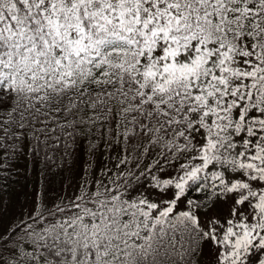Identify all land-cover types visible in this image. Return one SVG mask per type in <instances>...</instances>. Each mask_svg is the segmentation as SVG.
Listing matches in <instances>:
<instances>
[{"label": "snow or ice", "instance_id": "6c2138e0", "mask_svg": "<svg viewBox=\"0 0 264 264\" xmlns=\"http://www.w3.org/2000/svg\"><path fill=\"white\" fill-rule=\"evenodd\" d=\"M0 264H264V0H0Z\"/></svg>", "mask_w": 264, "mask_h": 264}]
</instances>
